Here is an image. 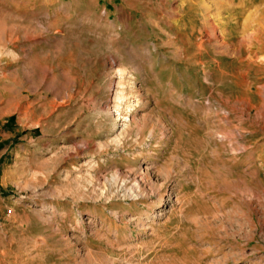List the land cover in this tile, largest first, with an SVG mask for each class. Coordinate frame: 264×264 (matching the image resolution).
I'll use <instances>...</instances> for the list:
<instances>
[{
    "label": "rangeland",
    "instance_id": "rangeland-1",
    "mask_svg": "<svg viewBox=\"0 0 264 264\" xmlns=\"http://www.w3.org/2000/svg\"><path fill=\"white\" fill-rule=\"evenodd\" d=\"M0 264H264V0H0Z\"/></svg>",
    "mask_w": 264,
    "mask_h": 264
},
{
    "label": "bare ground",
    "instance_id": "bare-ground-1",
    "mask_svg": "<svg viewBox=\"0 0 264 264\" xmlns=\"http://www.w3.org/2000/svg\"><path fill=\"white\" fill-rule=\"evenodd\" d=\"M113 105L107 110V113H112L113 111L116 112V119H115V126H119L120 133L123 134L129 127L131 123H133V120L135 119L134 116L131 117L129 113V109L126 107H122V97L119 92L115 91L113 93ZM117 122H121L118 124ZM134 128V127H133ZM118 134V133H117ZM126 135V133H124ZM116 179V178H114ZM117 180V179H116ZM115 181V180H114ZM135 189L136 187L132 185ZM130 189V188H129ZM128 191V190H127ZM134 191V190H133Z\"/></svg>",
    "mask_w": 264,
    "mask_h": 264
}]
</instances>
